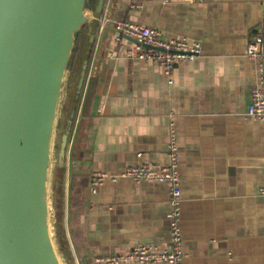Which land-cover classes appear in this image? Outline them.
Instances as JSON below:
<instances>
[{
  "label": "crops",
  "instance_id": "crops-1",
  "mask_svg": "<svg viewBox=\"0 0 264 264\" xmlns=\"http://www.w3.org/2000/svg\"><path fill=\"white\" fill-rule=\"evenodd\" d=\"M102 17L88 71L100 81L94 128L80 167L119 174L137 163L165 164L173 126L182 264H264V123L243 116L257 79L246 45L264 0H106ZM124 20L199 40L201 53L176 63L169 83L158 64L127 57L114 42L113 23ZM77 208L78 250L70 242L78 264H107L93 259L137 243L168 244L167 184L106 180L95 194L84 188Z\"/></svg>",
  "mask_w": 264,
  "mask_h": 264
},
{
  "label": "water",
  "instance_id": "water-1",
  "mask_svg": "<svg viewBox=\"0 0 264 264\" xmlns=\"http://www.w3.org/2000/svg\"><path fill=\"white\" fill-rule=\"evenodd\" d=\"M105 2L0 0V264H78L68 158Z\"/></svg>",
  "mask_w": 264,
  "mask_h": 264
},
{
  "label": "built area",
  "instance_id": "built-area-1",
  "mask_svg": "<svg viewBox=\"0 0 264 264\" xmlns=\"http://www.w3.org/2000/svg\"><path fill=\"white\" fill-rule=\"evenodd\" d=\"M192 2L194 0H185ZM141 7V5H136ZM102 17V22H103ZM115 30L114 42L125 50V55L133 59L154 62L158 64L167 81L172 83L173 70L180 61L193 62L201 53L199 40L186 37L163 36L160 30L142 25L130 20L113 23ZM128 42V43H126ZM246 56L254 60L257 66L256 82L248 87V103L243 114L264 123V17L257 27L249 31L246 45ZM108 57L113 58L112 52ZM177 132L170 128L167 157L165 164L137 163L124 168L119 174L93 172L90 174L88 190L95 194L99 186L106 180L116 182L118 179H128L136 183L153 181L168 186L169 211V241L166 247L158 248L149 243L134 244L126 252L102 254L94 257L96 263L120 264L138 262L141 264H182L184 257L181 247V190L179 174V154ZM259 194L264 199V181L259 188Z\"/></svg>",
  "mask_w": 264,
  "mask_h": 264
},
{
  "label": "trees",
  "instance_id": "trees-1",
  "mask_svg": "<svg viewBox=\"0 0 264 264\" xmlns=\"http://www.w3.org/2000/svg\"><path fill=\"white\" fill-rule=\"evenodd\" d=\"M90 2V0H89ZM88 5V4H87ZM80 32L77 33L75 48L70 60L69 71H73L77 54H79ZM99 77L91 75L86 83L83 99L78 114L75 132L69 149L68 188L66 220L68 233L75 249L78 250L82 239V231L79 228L81 210L77 208L81 191L88 186L90 174L80 167L79 155L85 151L90 142V135L94 128V115L92 114L93 100L99 87ZM62 170L57 171V181L60 182ZM57 198L60 200V192ZM60 202V201H59ZM60 206V204H59ZM58 215L60 211L58 210Z\"/></svg>",
  "mask_w": 264,
  "mask_h": 264
},
{
  "label": "rangeland",
  "instance_id": "rangeland-1",
  "mask_svg": "<svg viewBox=\"0 0 264 264\" xmlns=\"http://www.w3.org/2000/svg\"><path fill=\"white\" fill-rule=\"evenodd\" d=\"M54 147H55V145H54ZM55 153H56V150L55 149H53V152H52V158H53V161L55 160V158H56V155H55ZM52 161V162H53Z\"/></svg>",
  "mask_w": 264,
  "mask_h": 264
}]
</instances>
